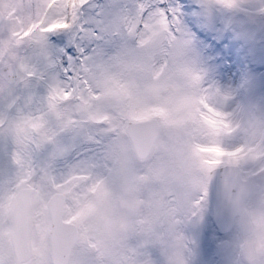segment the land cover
<instances>
[{"label": "clouds", "instance_id": "9594fccd", "mask_svg": "<svg viewBox=\"0 0 264 264\" xmlns=\"http://www.w3.org/2000/svg\"><path fill=\"white\" fill-rule=\"evenodd\" d=\"M82 10L98 35L78 90L54 94L61 54L29 36L4 58L20 86L2 114L45 165L86 174L81 264H264V80L219 79L170 0ZM190 22L264 62V0H193Z\"/></svg>", "mask_w": 264, "mask_h": 264}, {"label": "rangeland", "instance_id": "374dc122", "mask_svg": "<svg viewBox=\"0 0 264 264\" xmlns=\"http://www.w3.org/2000/svg\"><path fill=\"white\" fill-rule=\"evenodd\" d=\"M103 3V0H94ZM184 14L187 26L203 47L209 65L222 81H236L246 73L264 80V62H250L238 50L236 42L224 35H216L214 30H203L192 25L193 0H170ZM74 33L71 30L50 36L47 47L50 52L64 55L72 46ZM231 72V74H230ZM87 179L84 173L66 175L63 166L48 167L40 158L36 145L28 141L21 132L9 133L0 120V264H17L12 246L13 228L11 210L13 199L20 188H35L38 197L32 199L27 212L28 264H52L49 247L50 217L48 199L55 193L65 198L63 220L75 225L79 213L73 208L77 203L78 189ZM207 245V234H205ZM94 249L95 244L86 234L77 231V240L71 250L68 264H81L79 253L84 249Z\"/></svg>", "mask_w": 264, "mask_h": 264}, {"label": "snow or ice", "instance_id": "6c2138e0", "mask_svg": "<svg viewBox=\"0 0 264 264\" xmlns=\"http://www.w3.org/2000/svg\"><path fill=\"white\" fill-rule=\"evenodd\" d=\"M87 0H0V120L6 111L15 109L16 89L20 81L4 70V58L14 46L29 36L47 42L50 36L71 30L72 46L60 57L61 81L54 94L71 95L80 86L79 68L97 37L98 30L89 19H82ZM177 10L180 11L179 7ZM9 59L15 61V55ZM21 72L25 66L19 64ZM28 77L32 76L27 72ZM217 152L219 150H216Z\"/></svg>", "mask_w": 264, "mask_h": 264}, {"label": "water", "instance_id": "95a60500", "mask_svg": "<svg viewBox=\"0 0 264 264\" xmlns=\"http://www.w3.org/2000/svg\"><path fill=\"white\" fill-rule=\"evenodd\" d=\"M24 193L30 195L25 196ZM37 197L38 192L35 188H22L14 197L11 212L13 220L11 243L18 264L29 261L27 211L31 198ZM47 208L51 223L49 240L52 264H67L77 231L72 228L73 224L63 221L64 196L59 193L52 195L47 201Z\"/></svg>", "mask_w": 264, "mask_h": 264}, {"label": "bare ground", "instance_id": "6f19581e", "mask_svg": "<svg viewBox=\"0 0 264 264\" xmlns=\"http://www.w3.org/2000/svg\"><path fill=\"white\" fill-rule=\"evenodd\" d=\"M230 74H231V72H230ZM224 82H229V83H232V82H234V81H231V80H227V81H224Z\"/></svg>", "mask_w": 264, "mask_h": 264}]
</instances>
